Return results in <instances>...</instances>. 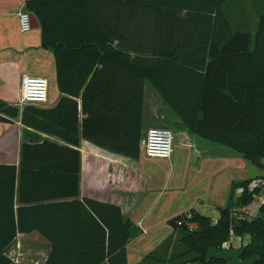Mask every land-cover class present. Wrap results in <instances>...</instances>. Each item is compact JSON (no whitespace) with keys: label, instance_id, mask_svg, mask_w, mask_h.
I'll return each instance as SVG.
<instances>
[{"label":"trees","instance_id":"16d2710c","mask_svg":"<svg viewBox=\"0 0 264 264\" xmlns=\"http://www.w3.org/2000/svg\"><path fill=\"white\" fill-rule=\"evenodd\" d=\"M228 2H27V11L40 22L42 47L54 53L62 97L51 109L12 106L0 100V123L20 119L23 126L67 145L49 140L25 143L19 170L16 165H0V210L7 211L10 200L11 212L10 220L8 215L0 216V264H17L6 249L17 237V229L27 230L21 218L15 224L18 178L19 199L28 208L64 200L47 206H61L65 220L61 233L43 235L52 245L45 264H127L133 226L124 220L121 208L79 201V148L85 139L139 159L147 83L157 93L150 96L179 121L176 129L223 146L264 171V12L255 33L240 31L227 14ZM161 112L160 119L171 123L169 113ZM252 181L242 187V208L264 193L260 187L250 192ZM188 213L197 230L186 225L187 213L171 222L183 233L185 252L180 258L185 259L179 264H227L221 257L208 260V254L221 249L232 233L252 236L241 250L242 260L256 256L259 260L254 264H264V205L257 216L245 218L235 229L231 210H221L216 224L195 210Z\"/></svg>","mask_w":264,"mask_h":264},{"label":"crops","instance_id":"0c3cea01","mask_svg":"<svg viewBox=\"0 0 264 264\" xmlns=\"http://www.w3.org/2000/svg\"><path fill=\"white\" fill-rule=\"evenodd\" d=\"M28 1L0 0V100L21 106L23 79L42 77L50 82L49 100L42 107L51 109L62 97L57 82L56 59L52 50L42 47L40 22L31 32L21 31L19 13L27 11ZM226 7L236 29L256 32L259 16L264 12V0H229ZM149 110L148 122L145 106L143 135L150 128H171L174 133L172 158L151 159L141 150L140 158L133 159L82 139L79 201L90 199L121 208L124 220L133 226V237L127 245V264H179L185 259L180 258L185 252L181 244L183 233L171 224L178 216L195 210L217 222L221 210L228 209L233 212L231 223L235 229L245 218L258 215V200L256 204L242 208L241 196L237 194L245 183L254 180L249 174L254 165L223 146L176 129L179 121L171 116L162 102L150 103ZM161 111L169 113L171 123L160 119L163 116ZM46 140L67 145L56 137L23 126L20 119L0 123V165H16L19 170L22 145ZM256 170L258 177H264L262 171ZM19 192L18 178L14 199L15 224H20L21 218L27 230L17 229V237L6 249V254L17 264H45L52 245L43 235L61 233L65 220L61 206H47L64 200L42 201L38 203L39 208H28L29 205L20 201ZM6 207L8 210H0V216L8 215L10 220V200H7ZM195 229L198 228L195 226ZM251 241V235L240 237L232 233L221 249L209 252L208 260L221 257L227 260V264H254L259 260L256 256L246 260L240 258L242 248Z\"/></svg>","mask_w":264,"mask_h":264},{"label":"built area","instance_id":"2783aa9c","mask_svg":"<svg viewBox=\"0 0 264 264\" xmlns=\"http://www.w3.org/2000/svg\"><path fill=\"white\" fill-rule=\"evenodd\" d=\"M20 28L23 33H28L33 30V15L28 11L19 13ZM50 82L46 78L42 77H25L22 81V97L21 107L27 105L42 106L46 105L49 100ZM140 148L146 157L151 159H164L169 160L172 158L174 151V133L169 128L154 127L147 130L140 140ZM264 187V182L261 183ZM253 186L249 188V191H253L258 188ZM244 188L237 190L238 195H243ZM259 202V207L264 205V196L261 194L256 196ZM256 204L253 203L252 205ZM192 214L187 213L186 225L191 231L196 230V224L191 223ZM216 224V222H214ZM178 225H183V221H179ZM198 228V227H197Z\"/></svg>","mask_w":264,"mask_h":264},{"label":"rangeland","instance_id":"374dc122","mask_svg":"<svg viewBox=\"0 0 264 264\" xmlns=\"http://www.w3.org/2000/svg\"><path fill=\"white\" fill-rule=\"evenodd\" d=\"M151 93H155V94H157L156 93V91L154 90V88L149 84V83H147V85H146V88H145V94H146V120L148 121L149 120V117H150V114H151V112H150V110H149V104L150 103H153L154 102V100L153 99H155L153 96H150V94ZM149 96H150V98L151 99H149ZM160 102V100L159 99H156L155 100V102L153 103V104H157V103H159ZM158 107V106H157ZM149 122V121H148ZM171 129V128H170ZM173 132V131H172ZM261 171V170H260ZM263 172V174H264V171H262ZM254 183H252V184H250V186L249 187H253V186H258V184H260V186H261V189H262V191L264 192V187L262 186V182H264V177H261V179H258V180H255L254 179ZM259 188V187H258Z\"/></svg>","mask_w":264,"mask_h":264},{"label":"water","instance_id":"95a60500","mask_svg":"<svg viewBox=\"0 0 264 264\" xmlns=\"http://www.w3.org/2000/svg\"><path fill=\"white\" fill-rule=\"evenodd\" d=\"M39 26V21L38 19L33 15V29H37ZM249 174L252 179H256L258 177L257 170L254 166H252L249 170Z\"/></svg>","mask_w":264,"mask_h":264}]
</instances>
